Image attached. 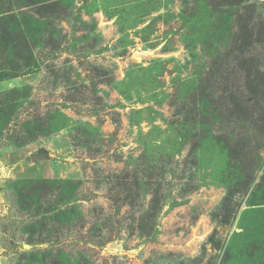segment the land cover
<instances>
[{"label": "rangeland", "instance_id": "374dc122", "mask_svg": "<svg viewBox=\"0 0 264 264\" xmlns=\"http://www.w3.org/2000/svg\"><path fill=\"white\" fill-rule=\"evenodd\" d=\"M253 2L0 0V264H264Z\"/></svg>", "mask_w": 264, "mask_h": 264}, {"label": "trees", "instance_id": "16d2710c", "mask_svg": "<svg viewBox=\"0 0 264 264\" xmlns=\"http://www.w3.org/2000/svg\"><path fill=\"white\" fill-rule=\"evenodd\" d=\"M206 2L208 3V7L210 9L213 10H222L220 8H224V9H229V10H233V9H239L243 4H248V3H252V5L250 6L251 8L256 7L255 3L253 2V0H206ZM251 21V26H253V22H264V16L259 15L257 18H253L250 20ZM248 26V25H247ZM263 27V26H262ZM263 35V33H261ZM260 36V35H258ZM246 42V41H245ZM254 46V43H253ZM242 53H240V56L243 60L245 56V52L241 51ZM249 55V54H248ZM249 64V63H248ZM247 65V64H246ZM239 67L241 70H248V67L250 68H254L256 70V76H255V80L250 82V75L248 74V78H247V89H249L250 92H252L253 90H260L258 92V95L254 98V102L256 103V105L261 104L262 101V97L264 96V90H261L264 87V72L260 71L259 65L256 64L255 62H250V65L247 66V68H245L246 66H243L242 64H239ZM246 89V90H247Z\"/></svg>", "mask_w": 264, "mask_h": 264}, {"label": "water", "instance_id": "95a60500", "mask_svg": "<svg viewBox=\"0 0 264 264\" xmlns=\"http://www.w3.org/2000/svg\"><path fill=\"white\" fill-rule=\"evenodd\" d=\"M36 156H33L32 160H35Z\"/></svg>", "mask_w": 264, "mask_h": 264}]
</instances>
